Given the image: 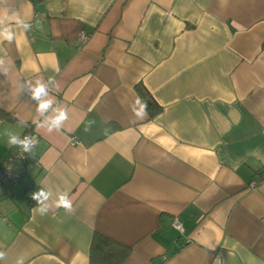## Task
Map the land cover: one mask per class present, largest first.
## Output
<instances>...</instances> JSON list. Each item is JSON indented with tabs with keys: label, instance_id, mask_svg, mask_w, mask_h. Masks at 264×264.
<instances>
[{
	"label": "crops",
	"instance_id": "0c3cea01",
	"mask_svg": "<svg viewBox=\"0 0 264 264\" xmlns=\"http://www.w3.org/2000/svg\"><path fill=\"white\" fill-rule=\"evenodd\" d=\"M6 8L33 28L0 41V164L22 122L39 142L0 194V264H89L94 233L128 248L121 264H264V0H6L0 18ZM37 79L53 99L43 115L20 91ZM138 85L153 117L134 115ZM57 107L68 119L49 133ZM41 188L44 216L29 200ZM64 192L71 213L54 206Z\"/></svg>",
	"mask_w": 264,
	"mask_h": 264
},
{
	"label": "clouds",
	"instance_id": "9594fccd",
	"mask_svg": "<svg viewBox=\"0 0 264 264\" xmlns=\"http://www.w3.org/2000/svg\"><path fill=\"white\" fill-rule=\"evenodd\" d=\"M0 3H6V0H0ZM5 14L2 18H0V41H6L9 44L14 42L17 38V29L22 30L24 33L30 32L33 28V25L23 19L19 13L12 11L9 14V9L4 10ZM7 21H13V24L5 23ZM0 74L7 75V68H5V60L0 57ZM51 79V78H50ZM3 83V82H0ZM27 91L30 93V97L32 100L37 102L36 111L43 115L48 112L50 108L53 106V99L46 98L49 96L48 89L46 85L41 82L40 79L35 81V84H32L31 81H24L23 84L20 85V91ZM137 103L140 105L138 109L134 108V115L143 119L147 115V102L143 101L141 98L137 97ZM53 111L55 115L51 118H46L45 121L41 122V126L47 124L46 131L51 133L53 131H59L64 122L68 119V111L65 107H57L54 108ZM25 123L26 122H22ZM94 121H89L88 125H86V129L91 127ZM7 145L9 147L19 146L23 152L31 153L33 151V146L38 144V141L35 137L29 138L25 137L24 139H20L19 135L16 133H8ZM50 195L49 191L41 188L38 192L32 194V199L37 201V207L34 208L41 216L47 215L49 212V208L44 204V201L48 199ZM55 208L60 209L63 208L65 212L71 213L74 211L73 203L71 199H69L66 192L59 195L58 199L55 201ZM215 246L210 245V250H214ZM5 252L0 251V259H3ZM26 257H21L17 260V264H24ZM213 264H223L220 256H217L213 260Z\"/></svg>",
	"mask_w": 264,
	"mask_h": 264
},
{
	"label": "trees",
	"instance_id": "16d2710c",
	"mask_svg": "<svg viewBox=\"0 0 264 264\" xmlns=\"http://www.w3.org/2000/svg\"><path fill=\"white\" fill-rule=\"evenodd\" d=\"M136 89L140 98L147 102L149 116L156 115L160 110V106L145 88L138 85ZM128 252L126 246L105 235L94 233L89 249V264H121L126 259Z\"/></svg>",
	"mask_w": 264,
	"mask_h": 264
},
{
	"label": "built area",
	"instance_id": "2783aa9c",
	"mask_svg": "<svg viewBox=\"0 0 264 264\" xmlns=\"http://www.w3.org/2000/svg\"><path fill=\"white\" fill-rule=\"evenodd\" d=\"M89 39V34L86 32H80L79 36L77 37V46L79 48L83 47ZM26 130L20 136V139H24L26 136L29 138L35 137L36 140L39 142V137L35 131L28 125L25 126ZM75 142V140H73ZM35 145L33 146V148ZM31 153H25L19 146H15L11 152L7 155L5 160L0 164V194L2 192L3 186H15L17 185L22 179V172H21V165H24L30 159ZM249 187L255 188V182H250ZM35 192H31L29 195V200L36 204L37 201L32 199V194ZM173 226L178 230L182 231L181 225L177 222V220H173Z\"/></svg>",
	"mask_w": 264,
	"mask_h": 264
}]
</instances>
